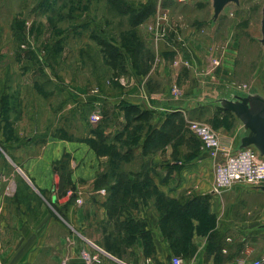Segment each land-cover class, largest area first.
<instances>
[{
  "label": "rangeland",
  "instance_id": "1",
  "mask_svg": "<svg viewBox=\"0 0 264 264\" xmlns=\"http://www.w3.org/2000/svg\"><path fill=\"white\" fill-rule=\"evenodd\" d=\"M263 5L264 0H240L214 22L212 0H0V142L36 151L48 136H58L122 152L143 136L145 149L161 144L171 151L208 153L187 121L209 125L223 144L221 136L231 137L237 119L209 108L189 113L175 106L195 97L202 80L207 85L200 89L210 92L217 85V97L264 95ZM143 13L147 17L137 24L135 17ZM193 29L201 40L192 45L188 32ZM92 35L118 47L125 70L108 66ZM132 93L154 106L165 98L166 122L162 118L160 126L152 115L133 124L117 143L114 136L124 127L118 125L117 110ZM105 106L113 120L106 118ZM98 112L102 120L92 123ZM240 137L241 131L232 151ZM121 166L127 168V161Z\"/></svg>",
  "mask_w": 264,
  "mask_h": 264
},
{
  "label": "crops",
  "instance_id": "2",
  "mask_svg": "<svg viewBox=\"0 0 264 264\" xmlns=\"http://www.w3.org/2000/svg\"><path fill=\"white\" fill-rule=\"evenodd\" d=\"M198 35L188 32L192 45ZM200 88L175 107L218 112L207 104L217 85L210 92ZM164 99L154 106L132 93L125 100L151 111L161 126L169 109ZM109 107L103 110L113 120ZM117 116L123 127L121 106ZM240 131L237 124L231 137L221 136L223 146L234 148ZM136 140L140 144L122 152L58 136H48L36 151L0 142V264H79L85 249L109 254L106 264H171L173 257L186 264H243L264 256L263 192L236 185L216 195L217 161L209 153L161 144L145 149L146 138Z\"/></svg>",
  "mask_w": 264,
  "mask_h": 264
},
{
  "label": "built area",
  "instance_id": "3",
  "mask_svg": "<svg viewBox=\"0 0 264 264\" xmlns=\"http://www.w3.org/2000/svg\"><path fill=\"white\" fill-rule=\"evenodd\" d=\"M180 4H189L200 0H175ZM103 118L101 112L91 117L92 123H98ZM187 127L202 143L210 156L217 162L215 166V179L212 192L216 195L231 190L236 185L257 187L264 185V157H260L258 151L253 147L232 151L231 147H225L220 137L209 125L196 120H188ZM81 204L82 200L77 199ZM111 256L102 250L91 254L82 252L79 264H102V257ZM171 264H186L183 258L173 257ZM243 264H264V257H260L250 263Z\"/></svg>",
  "mask_w": 264,
  "mask_h": 264
},
{
  "label": "water",
  "instance_id": "4",
  "mask_svg": "<svg viewBox=\"0 0 264 264\" xmlns=\"http://www.w3.org/2000/svg\"><path fill=\"white\" fill-rule=\"evenodd\" d=\"M230 4L239 6L240 0H212L214 22ZM261 34L260 44L264 47V5L262 8ZM215 95L216 98L214 97L213 100L209 96L207 104L216 105L232 113L241 126V140L238 150L253 147L258 151L260 157H264V95L249 91L244 95L231 94L229 97H217L219 93H215ZM205 100L204 98L203 101ZM254 188L264 193V186ZM262 227L264 228V225Z\"/></svg>",
  "mask_w": 264,
  "mask_h": 264
},
{
  "label": "trees",
  "instance_id": "5",
  "mask_svg": "<svg viewBox=\"0 0 264 264\" xmlns=\"http://www.w3.org/2000/svg\"><path fill=\"white\" fill-rule=\"evenodd\" d=\"M202 5L203 3H199V6H202ZM147 15L148 13L137 15L135 17V22L139 24L147 17ZM92 38L94 41H96L101 46L105 61L108 64V66H110L113 70H125L126 69L125 57L120 52V50L118 49L116 45L96 35H92ZM216 109L219 113H224L228 115L230 118L236 119V117L232 113L225 111L218 106H216ZM121 110L124 113L125 124H124L123 130L114 136V141L117 143H119L122 140L125 133L132 127L133 124L145 123L152 118L151 111L143 110L138 105L124 104L121 106ZM113 255L120 257V254L118 253H113Z\"/></svg>",
  "mask_w": 264,
  "mask_h": 264
}]
</instances>
